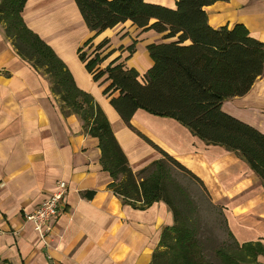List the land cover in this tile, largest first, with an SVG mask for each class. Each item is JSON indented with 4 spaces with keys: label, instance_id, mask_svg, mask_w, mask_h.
<instances>
[{
    "label": "crops",
    "instance_id": "crops-1",
    "mask_svg": "<svg viewBox=\"0 0 264 264\" xmlns=\"http://www.w3.org/2000/svg\"><path fill=\"white\" fill-rule=\"evenodd\" d=\"M205 11L213 28L243 24L264 42V0L217 1ZM22 14L26 25L66 64L76 85L100 105L133 171L161 158L141 133L204 182L240 244L264 246V185L244 158L223 145L205 142L173 118L143 109L132 117L133 128L128 126L104 94L107 84L95 81L79 58L78 48L93 32L75 0H27ZM126 23L94 40L109 38L117 49L101 68L121 56V61L144 73L152 64L146 46L160 41L161 35L148 31L138 40L132 31L122 30ZM133 39L138 40L133 54L118 49ZM222 110L264 133V72L246 94L225 100ZM101 155L98 138L85 132L78 116L63 114L49 80L16 53L0 28L2 259L9 264H152L162 231L173 222L172 212L163 201L143 208L124 204L108 187L112 177ZM58 181H65L68 190L43 240L26 215L57 189ZM89 190L95 191L92 198L83 195ZM258 262L264 264V254Z\"/></svg>",
    "mask_w": 264,
    "mask_h": 264
},
{
    "label": "trees",
    "instance_id": "trees-1",
    "mask_svg": "<svg viewBox=\"0 0 264 264\" xmlns=\"http://www.w3.org/2000/svg\"><path fill=\"white\" fill-rule=\"evenodd\" d=\"M217 1L227 0H176L175 7L146 0H75L93 32L78 55L93 79L107 84L104 94L128 126L133 128L130 122L139 109L173 118L205 142L236 151L264 185V133L222 110L225 100L246 94L263 74L264 42L243 24L213 28L205 7ZM26 2L0 0V26L16 53L49 80L63 114L78 116L85 132L98 138L101 163L112 177L108 187L124 204L143 208L163 201L172 212L173 222L163 229L152 264H214V256L221 264H259L262 243L240 244L204 182L141 133L161 158L133 171L100 105L76 85L62 59L26 25L22 14ZM126 22L138 34L161 35L160 41L146 46L152 64L144 73L121 61V56L101 68L117 49L109 38L94 40ZM137 41L118 49L131 55ZM115 92L119 95L113 96ZM94 194L83 193L87 198ZM224 225L232 242L216 247ZM0 264L9 263L0 257Z\"/></svg>",
    "mask_w": 264,
    "mask_h": 264
},
{
    "label": "built area",
    "instance_id": "built-area-1",
    "mask_svg": "<svg viewBox=\"0 0 264 264\" xmlns=\"http://www.w3.org/2000/svg\"><path fill=\"white\" fill-rule=\"evenodd\" d=\"M68 190L65 181H58L57 189L47 197L33 212L26 215L41 239H46L52 230V219L58 215L62 201Z\"/></svg>",
    "mask_w": 264,
    "mask_h": 264
},
{
    "label": "rangeland",
    "instance_id": "rangeland-1",
    "mask_svg": "<svg viewBox=\"0 0 264 264\" xmlns=\"http://www.w3.org/2000/svg\"><path fill=\"white\" fill-rule=\"evenodd\" d=\"M121 28H122V30L124 29V30H130V31H132L133 33H134V35H135V37L139 40V32L137 31V30H134V28L130 25V23L129 22H127L125 25H121L120 26ZM0 28L2 29V27L0 26ZM121 30V31H122ZM3 31V30H2ZM120 31V32H121ZM129 33V32H128ZM141 38V37H140ZM6 40H7V38H6ZM8 41V40H7ZM9 42V41H8ZM10 43V42H9ZM111 43V42H110ZM11 44V43H10ZM88 49L89 48H86V51H88ZM193 186H195V188L197 189V190H199L198 188H199V186H197V185H193ZM226 225V224H225ZM221 226V231H219L218 233H219V236H220V238H219V240L218 241H216V244H215V246L216 247H219V246H222L224 243H226V244H231V242H232V240H231V238H230V236L229 235H227L226 234V226ZM215 242V241H214ZM212 258V260L214 261V264H221L220 263V261H219V259L217 258V257H211Z\"/></svg>",
    "mask_w": 264,
    "mask_h": 264
}]
</instances>
